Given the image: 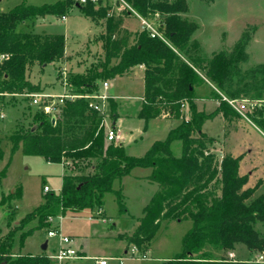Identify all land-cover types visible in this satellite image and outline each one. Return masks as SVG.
<instances>
[{"label":"trees","instance_id":"obj_1","mask_svg":"<svg viewBox=\"0 0 264 264\" xmlns=\"http://www.w3.org/2000/svg\"><path fill=\"white\" fill-rule=\"evenodd\" d=\"M86 1L60 0L34 6L24 0L8 11L0 10V101L39 93L40 87L28 79L30 69L35 64L43 68L66 59L64 35L23 32L19 27L46 16L65 17L76 7L87 18L106 20V33L101 37L105 56L85 73L70 75L66 86L77 93L94 94L104 82L143 66L144 101L139 118L146 126L161 117L177 125L165 140L155 141L137 157L128 154L120 142L107 141L103 118L89 108L85 98L63 104L55 124L40 107L31 112L27 127L19 125L9 137L11 156L22 148L27 156L63 165L65 173L59 192L43 193L44 203L0 238V264H57L46 251L23 254L28 239L38 231L52 230L50 219L94 210L102 216L108 193L116 194L124 212L123 192L114 190V183L136 168L150 169L148 180L159 190L144 208L135 232L120 239L148 251L163 222L190 220L192 228L183 238L181 253L164 264H260L256 259H230L229 254H235L237 245H244L257 257L264 254V236L256 229L257 223H264V195L252 199L255 189L246 188L249 177L239 173L242 157L226 155L218 160L209 148L213 139L203 131L205 123L216 115L228 122L241 118L223 96L239 102L246 98L251 102L264 100V64L242 68L249 59L251 33L245 31L231 51H221L206 60L198 55V44L191 42L198 25L183 17L189 12V0H123L129 8L119 1L122 10L118 13L112 5L97 8L92 0ZM134 13L155 19L168 43L146 31L134 36L124 27L125 19L136 16ZM206 82L223 95L217 98L219 105L213 113L201 111L197 105V89ZM110 105L116 120L112 100ZM254 122L264 131V109L257 111ZM175 142L181 143L180 156L174 155ZM10 164L11 159L0 171V185ZM22 196L23 187L19 186L0 205Z\"/></svg>","mask_w":264,"mask_h":264},{"label":"rangeland","instance_id":"obj_2","mask_svg":"<svg viewBox=\"0 0 264 264\" xmlns=\"http://www.w3.org/2000/svg\"><path fill=\"white\" fill-rule=\"evenodd\" d=\"M23 1L2 0L0 10L8 11ZM56 1L60 0H27V3L43 6ZM118 3V0H102L97 8L112 5L113 10L118 13L120 9L122 10ZM183 17L195 22L199 27L191 42L198 44V55L202 58L210 60L221 51H231L242 34L249 31L252 35L247 49L249 59L242 68L248 70L264 64V0H214L210 4L201 0H189V12ZM146 20L157 26L155 19ZM142 25L143 22L137 16L128 17L124 21V27L133 35L143 31ZM34 26V23L28 22L25 28L27 27L30 32L59 33L69 38L67 63H51L43 66V72L39 64H35L30 69V80L40 87L41 93H47V90L51 93L49 95L55 97L63 94L61 86L65 87L70 75L85 73L91 65L99 64L104 60L105 53L101 37L106 33L105 19L92 20L73 7L65 20L51 18L49 23L39 27L38 30ZM25 28L20 26L19 31ZM134 36L131 43H134ZM199 73L205 77L204 72ZM107 82L111 84L110 80ZM112 83L111 91L118 96L120 117L117 118V124L120 127L126 151L141 157L155 141L167 138L169 131L176 126L175 122L167 120L165 124L158 127L152 123L146 126L145 122L138 117L142 108L139 98L143 93V81L137 78L132 82L117 80ZM55 87L57 88L51 91L48 89ZM108 94L111 95L109 91ZM197 95L198 109L206 113H213L219 105L217 98L223 96L209 82L197 89ZM28 98L26 96L7 97L6 100L0 101V171L11 159L7 177L0 185V202L3 198L7 199L13 195L19 186L23 187L22 199L6 201L0 205V212H2L0 230L3 233L7 232V227L9 231V227L18 225L28 213L44 203L43 187L45 185L55 193H58L62 186L64 174L60 164L49 163L43 157L27 156L22 148L11 156L12 144L9 137L19 125L24 124L27 127L30 122L27 116L38 108ZM223 98L225 100L224 96ZM248 101L251 102L249 98L243 99L240 105H250L246 103ZM253 103H256L254 108L250 110L247 108L243 114H240V119L228 122L222 115H216L203 127L206 135L213 139L209 148L213 150L218 160L226 155L242 157L239 173L249 177L246 188L255 189L252 199L264 195V131L254 122L257 111L264 109V100ZM185 111L189 117V108L186 107ZM60 113L59 110L57 119ZM105 122L106 129L112 127L111 111ZM115 131L118 132L116 128ZM172 147L174 155L180 156L181 143L175 142ZM149 171L151 170L144 168L135 169L121 182L114 183V190L123 192L126 207L124 212L120 210L116 194L108 193L105 196L102 216L94 210L84 211L76 217L68 215L65 219L53 220L51 229L60 230L61 228L63 235L74 238V248L79 250L80 244L84 245L87 255L79 251L81 258L62 263L54 260L50 256L55 254L59 238H49L47 235L49 230L36 232L28 239L22 253L40 254L44 252L41 241L48 240L49 248L46 253L57 264H96V261L101 259H107L108 264H120V258H124L123 264H164L174 259L181 253L183 238L192 228L190 220L163 222L149 250L140 252V254L147 253V260L129 258L124 253V249L129 250L132 245L119 238L130 236L135 232L143 216L144 208L159 190L156 183L150 182L145 177ZM256 229L264 236V223H257ZM15 251L17 252V249ZM235 252V259L238 261L257 260V254L249 251L244 245H237Z\"/></svg>","mask_w":264,"mask_h":264},{"label":"built area","instance_id":"obj_3","mask_svg":"<svg viewBox=\"0 0 264 264\" xmlns=\"http://www.w3.org/2000/svg\"><path fill=\"white\" fill-rule=\"evenodd\" d=\"M80 3L86 4V0H79ZM102 0H92V2L96 5H98ZM122 4H124L125 7H128V5L123 0H118ZM129 8V7H128ZM141 21L143 22L142 28L143 31H146L149 33V35L152 38H158L166 43H168L167 38L165 35L159 31L158 27L149 23L146 19L140 17L136 13H134ZM5 59V56H1V60ZM111 85L109 82H104L102 84V90H100L97 93L94 94H81L74 92L73 90H69L70 88L66 86L64 87L63 94L59 96H51L48 94H42V93H34V94H28L24 95L26 97L31 98L30 101L33 105L40 107L47 115L52 124H55L57 121V115L60 110V107L65 104L67 101L73 102L79 98H85L89 101V108L95 112H97L102 118L103 122L102 125L106 128V119L110 114V100L113 99L111 95L108 94V91L110 89ZM225 100L239 113L243 114L246 109L249 110L251 108H254V105L256 103L253 102H246L250 103L246 106V104H241L239 101L235 100H228L225 98ZM3 118V115H2ZM106 137L108 142H121V135L115 131V127H111L109 129H106ZM51 191V188L49 186L43 187V192H49ZM62 219V218H61ZM50 222H53V219H50ZM49 238H59V244L57 245V249H55V254L51 255L50 257L54 260L62 263L69 260H75L78 258H81V254L79 251L74 248V238L70 236L63 235L60 230H49L47 233ZM140 250L136 246H132L129 250H127L126 255L129 256L131 259H142L147 260V253L146 254H140ZM140 254V256H139ZM230 259H235L236 255L234 253L229 254ZM124 258H120V264H123ZM107 259H101L97 260L96 264H108ZM257 262L264 264V254L259 255L257 257Z\"/></svg>","mask_w":264,"mask_h":264},{"label":"crops","instance_id":"obj_4","mask_svg":"<svg viewBox=\"0 0 264 264\" xmlns=\"http://www.w3.org/2000/svg\"><path fill=\"white\" fill-rule=\"evenodd\" d=\"M57 2V1H56ZM66 17L67 16H65V17H61L63 20H65L66 19ZM51 18H60V17H55V16H46V17H43V18H38V20H36V21H34V22H32V23H34V28L36 29V30H38L39 29V27H42V26H44L45 24H47V23H49L50 22V20H51ZM28 25V23H26V24H24V25H22L21 27H24L25 28V26H27ZM23 32H30V30H28V28L26 27L25 29H23ZM33 33H37V34H59V33H48V32H45V31H43V32H37V31H33ZM61 35H63V34H61ZM65 36V35H64ZM65 38H66V52H65V57H66V59H65V61L64 62H62V63H67L68 62V60H69V55L67 54V50H68V48H67V46H68V41H69V38L68 37H66L65 36ZM61 63V62H60ZM58 64V63H57ZM44 71V68L41 70V72H43ZM144 71H145V68L143 67V66H137V67H134V68H132L126 75H124V76H122V77H117V78H115L114 80H112L111 81V87H110V89H109V92H110V94L112 95V97H113V99H112V104L114 105V106H116V113H117V115H118V118L120 117V115L118 114V102H117V95L115 94V93H113L112 91H111V88H112V86H113V81H119V80H123V81H127V82H132V81H134V79H137V78H139V79H141L142 81H143V93H142V95L140 96V101H141V103H142V105H143V98H144ZM28 79H29V81L32 83V84H35V83H33L31 80H30V77H29V74H28ZM62 88H63V92H64V87L63 86H61ZM57 87H55V88H48L49 89V91H51V90H54V89H56ZM46 92L47 93H43L42 92V94H51V93H48V91L46 90ZM39 93H41V91L39 92ZM110 111H111V105H110ZM140 111H141V109H140ZM140 113V112H139ZM138 117H139V115H138ZM166 121H167V119H165V117H161V118H158V119H155V120H151L150 122H149V124L148 125H150L151 123L154 125V126H160V125H163V124H165L166 123ZM168 121H170V120H168ZM117 122H118V120L116 119V120H113V123H112V126L113 127H115L117 130H118V132H119V134L121 135V144H123L124 145V141H123V136H122V133L120 132V127H119V125L117 124ZM174 122V121H173ZM147 125V126H148ZM175 125H177V122H175ZM124 147H125V145H124ZM129 154V153H128ZM131 155V154H130ZM132 156H134V155H132ZM137 157H140V156H137ZM61 165V164H60ZM62 167H63V165H61ZM136 169H138V168H136ZM135 170V169H134ZM133 170V171H134ZM150 170V169H149ZM64 167H63V174H64ZM132 171V172H133ZM131 172V173H132ZM150 173H151V171H149V173L148 174H146V178H148L149 177V175H150ZM129 176V175H128ZM63 177V176H62ZM2 212H0V214H1ZM139 226V225H138ZM7 232H8V227H7ZM6 232V233H7ZM6 233H3V231L2 230H0V238L2 237V236H4ZM36 234V233H35ZM34 234V235H35ZM45 242H48V248H49V241L48 240H46ZM45 242H43V241H41V243H45ZM42 244V245H43ZM124 249V248H123ZM78 251H80L81 253H84V254H86L87 255V252H86V250H85V247H84V245L83 244H80V246H79V250ZM47 252V251H46ZM126 252H127V250H125L124 249V253L126 254ZM235 255H236V252H235Z\"/></svg>","mask_w":264,"mask_h":264},{"label":"water","instance_id":"obj_5","mask_svg":"<svg viewBox=\"0 0 264 264\" xmlns=\"http://www.w3.org/2000/svg\"><path fill=\"white\" fill-rule=\"evenodd\" d=\"M2 0H0V3H1ZM48 249V242H45L43 245H42V250L43 251H47Z\"/></svg>","mask_w":264,"mask_h":264}]
</instances>
